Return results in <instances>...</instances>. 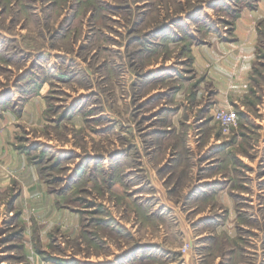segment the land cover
<instances>
[{
    "label": "rangeland",
    "instance_id": "rangeland-1",
    "mask_svg": "<svg viewBox=\"0 0 264 264\" xmlns=\"http://www.w3.org/2000/svg\"><path fill=\"white\" fill-rule=\"evenodd\" d=\"M0 264H264V0H0Z\"/></svg>",
    "mask_w": 264,
    "mask_h": 264
},
{
    "label": "built area",
    "instance_id": "built-area-1",
    "mask_svg": "<svg viewBox=\"0 0 264 264\" xmlns=\"http://www.w3.org/2000/svg\"><path fill=\"white\" fill-rule=\"evenodd\" d=\"M214 116L225 130L235 126L237 123V115L232 110L218 109L215 111Z\"/></svg>",
    "mask_w": 264,
    "mask_h": 264
}]
</instances>
